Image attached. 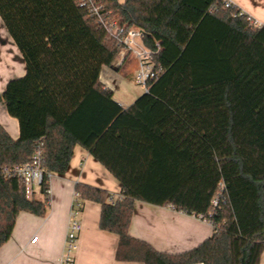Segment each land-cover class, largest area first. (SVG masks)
Segmentation results:
<instances>
[{
	"label": "trees",
	"instance_id": "trees-1",
	"mask_svg": "<svg viewBox=\"0 0 264 264\" xmlns=\"http://www.w3.org/2000/svg\"><path fill=\"white\" fill-rule=\"evenodd\" d=\"M104 20L137 28L162 51L157 80L121 108L99 82L122 45L81 0H0V19L25 74L1 100L18 122L0 125V247L19 213L42 218L50 175L66 173L80 146L121 185L76 184L77 199L101 207L100 230L118 236L115 259L142 264H259L264 250V25L224 0H98ZM40 152L41 200L4 174ZM136 201L200 217L213 234L169 254L128 235ZM216 201V205H213Z\"/></svg>",
	"mask_w": 264,
	"mask_h": 264
},
{
	"label": "crops",
	"instance_id": "crops-1",
	"mask_svg": "<svg viewBox=\"0 0 264 264\" xmlns=\"http://www.w3.org/2000/svg\"><path fill=\"white\" fill-rule=\"evenodd\" d=\"M123 4L125 0H117ZM234 6L252 19L256 27L264 25V0H230ZM117 67H102L99 82L104 89L113 93L114 101L121 107H129L136 99L121 103L116 97L120 88L118 73L128 63ZM131 75L133 69L127 70ZM25 74V65L16 45L0 19V125L8 135L19 138L18 122L8 116L1 100V94L8 81ZM128 74V75H129ZM124 76V75H123ZM136 96V95H135ZM134 100V101H132ZM84 184L104 190L109 200L120 198L121 185L86 150L76 146L65 174L50 175L49 205L42 218L28 213H19L7 243L0 247V264H62L65 240L73 203L76 199L74 187ZM34 199L41 200L40 192ZM81 207L77 215L80 231L77 234V248L73 254L75 264H142L119 262L115 259L118 236L99 228L100 205L78 200ZM213 228L200 217L178 212L170 206H153L136 201L129 237L148 243L155 250L169 254H180L196 248L210 238ZM37 238L34 244L30 241ZM264 264V250L260 263Z\"/></svg>",
	"mask_w": 264,
	"mask_h": 264
},
{
	"label": "built area",
	"instance_id": "built-area-1",
	"mask_svg": "<svg viewBox=\"0 0 264 264\" xmlns=\"http://www.w3.org/2000/svg\"><path fill=\"white\" fill-rule=\"evenodd\" d=\"M226 7L230 4V0H224ZM98 0H81L80 6L88 8L90 15L98 18V23L102 24L105 30L116 37L122 49L120 50L115 67H120L125 63L127 59H132L136 63V68L133 74L134 82L144 88L147 91V85L158 78V72L155 70V59L162 51L159 42L154 44V48L147 47L143 39L145 34L137 28L125 29L119 27L114 20H104L100 14L101 7ZM40 152L38 150L32 156V160L24 165L15 166L12 170H5L4 174L13 173L23 184L24 193L26 198L32 199L35 197L36 192H40L43 170L39 164ZM114 203V200H110ZM213 205H216V201H213ZM80 203L77 196L73 203V209L71 212L70 220L68 222V228L65 240V253L62 257V264H75L73 254L77 248V234L80 231V224L77 221V215L80 210ZM37 238H33L30 243L34 244Z\"/></svg>",
	"mask_w": 264,
	"mask_h": 264
},
{
	"label": "rangeland",
	"instance_id": "rangeland-1",
	"mask_svg": "<svg viewBox=\"0 0 264 264\" xmlns=\"http://www.w3.org/2000/svg\"><path fill=\"white\" fill-rule=\"evenodd\" d=\"M135 68L136 63L132 59H130L128 63L122 68L121 73H118L117 82L120 83V88L117 91L116 97H120L119 101L121 103H125L128 99H132V97H135L134 99H137L145 92L142 86L135 84L133 75L127 72L128 69H133V71H135Z\"/></svg>",
	"mask_w": 264,
	"mask_h": 264
}]
</instances>
